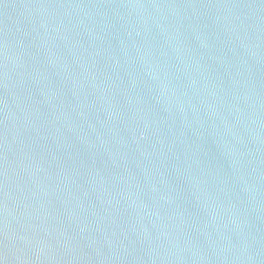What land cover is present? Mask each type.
I'll use <instances>...</instances> for the list:
<instances>
[{
  "label": "water",
  "instance_id": "95a60500",
  "mask_svg": "<svg viewBox=\"0 0 264 264\" xmlns=\"http://www.w3.org/2000/svg\"><path fill=\"white\" fill-rule=\"evenodd\" d=\"M0 264H264V0H0Z\"/></svg>",
  "mask_w": 264,
  "mask_h": 264
}]
</instances>
